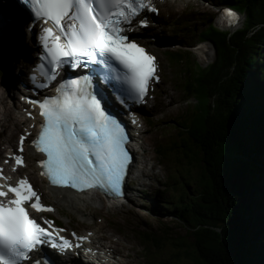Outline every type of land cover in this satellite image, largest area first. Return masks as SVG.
Returning <instances> with one entry per match:
<instances>
[{
  "label": "snow or ice",
  "instance_id": "obj_1",
  "mask_svg": "<svg viewBox=\"0 0 264 264\" xmlns=\"http://www.w3.org/2000/svg\"><path fill=\"white\" fill-rule=\"evenodd\" d=\"M12 2L31 21L46 25L36 34L42 54L41 63L33 72L44 78L43 83H37L36 76L31 77L37 88L48 87L56 79L57 70L64 66L73 70L91 68L92 73H100L101 83L110 87L116 101L128 106L144 103L150 82L159 81L156 58L128 35L134 21L140 28L148 27L144 13L158 14L153 0ZM222 16L232 26L240 19L227 8ZM14 23V18L0 9V32ZM33 26L28 25L26 30L31 31ZM55 93L42 100L27 101L38 107L42 117L39 134L31 142L45 157L39 161L40 174L53 186L77 191L96 188L111 197L121 196L130 159L125 147L128 137L120 122L102 106L109 102V93L100 87L94 91L91 75L65 79L56 86ZM23 142L21 137L20 151ZM13 159L22 166V157ZM0 180L6 182L0 184V264H24L32 260L31 253L45 246L59 252L73 247L59 235L63 229L54 228L52 221H43L46 228L30 217L29 209L37 213L52 209L41 205L27 179L12 185L0 170ZM32 264L52 262L41 255Z\"/></svg>",
  "mask_w": 264,
  "mask_h": 264
},
{
  "label": "trees",
  "instance_id": "obj_2",
  "mask_svg": "<svg viewBox=\"0 0 264 264\" xmlns=\"http://www.w3.org/2000/svg\"><path fill=\"white\" fill-rule=\"evenodd\" d=\"M235 8L245 16L242 28L208 26L203 33L215 49L211 64L192 65L188 52L170 53L182 75L179 90L199 104L176 122L175 140L161 150L188 175L171 183L180 195L165 210L185 234L144 231L154 254L171 252L172 260L161 264H264V0H237ZM184 61L194 72L181 68Z\"/></svg>",
  "mask_w": 264,
  "mask_h": 264
},
{
  "label": "rangeland",
  "instance_id": "obj_3",
  "mask_svg": "<svg viewBox=\"0 0 264 264\" xmlns=\"http://www.w3.org/2000/svg\"><path fill=\"white\" fill-rule=\"evenodd\" d=\"M176 4V2H175ZM176 6V5H175ZM201 13H204L205 11L198 10ZM163 16L161 17V23L162 25L156 28L159 29H154L152 30V34L148 36L149 38V44L146 46H149L154 50L155 53L157 54H162L164 55V50L168 49L170 51H173L177 48H185L187 49L189 44L193 43L197 39V33L200 32L205 27L204 22H201L199 20V15L194 14L193 10L191 12H186V11H179L172 13L169 15V13L166 14V10L162 8ZM243 18H241V23H242ZM242 25V24H240ZM239 25V27H240ZM191 29V32L189 35H187V28ZM178 31V32H177ZM20 36V34H19ZM147 37V36H146ZM190 38V41L186 42L185 40ZM16 42V41H15ZM20 43L19 40L16 44ZM188 43V44H187ZM21 46V43H20ZM207 52H211V57L208 59H203L199 60L197 56L195 58L189 54H187V57H191L192 60H190V64L193 65L194 61L199 62L201 65L206 66L208 63L212 62L214 59V51L212 47L209 46L206 47ZM184 49V50H185ZM260 53V52H259ZM32 54V53H31ZM261 55L264 56V49L261 50ZM14 60L13 62H15ZM193 61V62H192ZM163 63L165 67H168L166 73H165V84L163 85V88L161 89L162 91H165L164 94L161 95L160 98L157 99V103L155 104V109L150 111H145L144 117L145 121H153V125L150 126L148 125V128L150 131L152 130V133L150 135V138L152 137V142H150L151 146H148L147 148L151 152V155L154 156L153 150H150L151 148H155L158 145H165L166 143H169V141H174L176 138V122L180 121L183 114L186 113L187 111H191L193 104L195 103L193 98H189L188 100L186 99L185 96H183L180 92L174 91V81L178 78V73L176 71H171V67L167 66L168 61L167 59L163 60ZM196 63V62H195ZM14 64V63H13ZM192 65H187L186 61H184L181 65V68H187V66H190L191 71L194 72V66ZM189 68V67H188ZM15 69V67L13 68ZM6 70V69H5ZM7 71V70H6ZM180 80L182 79V75L179 76ZM180 82V81H179ZM178 83V82H177ZM5 81L4 79L0 78V95L3 97H6L3 94V89L7 88L4 87ZM176 89V87H175ZM10 94V93H9ZM0 96V97H1ZM7 100V98H6ZM11 100L15 103V99L11 98ZM11 100L8 99V103H11ZM188 101V102H186ZM187 103H190L188 106ZM9 108V114H3V118L7 119V116L10 115L11 108ZM189 113V112H188ZM6 126L8 127V123H6ZM5 125H2L0 123V150H3L7 148L8 146V138L6 135V127ZM9 129V128H8ZM16 134V133H15ZM16 135H14L15 139ZM150 140V139H149ZM16 141V140H15ZM15 143V142H14ZM143 152V151H142ZM142 152L140 153V157H137V166L142 167L141 164H139L142 161ZM227 160V162L231 161L232 162V153L228 151L224 155ZM168 159L167 160L168 164L167 165H161V163L158 166V159L156 156H154L155 161L147 162V165L145 167V176L142 179H140V184H135L134 188L137 190H143V191H150V193L155 194L157 190H161V184L159 181H163L164 179V174L168 173V169L170 168L172 170V173L177 175H180L182 172L185 177L186 172H184V167L176 164L174 162V157L175 155H172L171 153H168L167 155ZM153 165V167H152ZM33 169V168H32ZM28 174L27 170H24L22 173ZM135 171L131 174L132 178L134 177ZM139 173V172H138ZM135 173V174H138ZM197 172L195 170H192L190 173V181L193 182L195 179V174ZM258 174V173H257ZM29 176V175H28ZM143 177V176H142ZM132 181V179H129V182ZM35 182L43 188V191L45 192V189L43 185H41L37 180ZM188 182V183H189ZM37 184V185H38ZM188 190L190 189L187 188ZM148 196V195H147ZM142 196L137 195L133 197V200L127 199L126 202V208L131 209V212H127L125 208H119L117 210H108L107 208L100 209L102 210L103 214H98L96 213L94 217H91L92 220H89L88 222H96L100 223L103 222L102 216H105V219L108 221V229L110 231L115 230L117 231L115 234H113L112 238L111 235L109 236L112 241L119 242V246L112 245L118 252L117 256H114V258H110L108 263L109 264H146L147 260L144 257V252L141 250V246L139 245L136 236L134 233L138 232L139 229L141 230H147L148 233H157L161 234L162 233H172V234H179V235H184L185 230L182 229L176 222L174 221L173 218L170 216H167L168 213H166V208H164L162 205H159L157 207L158 210V215L153 214L150 210L147 209V203L143 204V200L141 198ZM44 198L47 203H51L54 205V207L58 210V212L54 213L58 219L61 220V223L64 225L69 224V218L68 216H71V221L73 224H70L72 228L74 226H79V222L83 221V217L70 209H68L65 205L61 204H54V201L52 199V194H45ZM98 200V199H97ZM92 203L93 205L97 202ZM92 207H89L91 209ZM94 209V208H93ZM169 210V209H168ZM88 214V213H86ZM84 214V215H86ZM89 216V214H88ZM230 223V222H229ZM232 223V222H231ZM228 225V229L232 228V224ZM74 225V226H73ZM101 226L102 229L105 231V234H107V230L105 225L103 224H95L94 226H88V228H97ZM112 233V232H109ZM121 233V235H119ZM109 238V239H110ZM110 239V240H111ZM149 240V239H148ZM112 241L110 244H112ZM151 242V240H149ZM103 243H108V241L105 240ZM163 250V249H162ZM170 251L166 252H161L159 251L157 253L158 260L159 259H164L165 261H171L172 259L170 258ZM157 260V261H158Z\"/></svg>",
  "mask_w": 264,
  "mask_h": 264
},
{
  "label": "bare ground",
  "instance_id": "obj_4",
  "mask_svg": "<svg viewBox=\"0 0 264 264\" xmlns=\"http://www.w3.org/2000/svg\"><path fill=\"white\" fill-rule=\"evenodd\" d=\"M158 4H160L159 2H157ZM162 3V2H161ZM165 3V2H164ZM161 5V4H160ZM165 5L167 6V7H175V2L173 3V2H170V3H167V1H166V3H165ZM165 6V7H166ZM172 12H173V9H172ZM174 12H176L175 10H174ZM9 14V13H8ZM16 25V24H15ZM35 33V31H31V35L32 34H34ZM23 34L25 35V38L26 39H30L28 36H27V34L25 33V31L23 32ZM36 34V33H35ZM36 36V35H35ZM140 39H142L141 41H142V43H144L145 44V47H148V46H146L147 44V42H148V40H146L145 39V37L144 36H142ZM34 44H35V42L33 41L32 42V45H33V47H34ZM8 49H11V48H8ZM6 53V52H5ZM164 55H166L165 53H164ZM203 56H205V59H209L210 57H211V52H207V50L206 51H203ZM14 57H16L15 55H14ZM16 69H19L20 70V72H22L25 68H26V64H24L23 62L22 63H17L16 64ZM14 81H12V83H13ZM14 87H15V84H14ZM17 89V88H16ZM7 97V96H6ZM6 97H3V96H1L0 97V121L2 122V124L3 125H5V122H6V119H4L2 116H3V114L5 115V114H9V108H8V104H7V101H6ZM12 98L13 99H15V97L14 96H12ZM10 115H12V113L10 112ZM9 115V116H10ZM25 123H28V124H30V122H28L27 120L25 121ZM28 124L26 125V124H24L23 126L22 125H19V122H16V123H13V127H12V129H6V131H7V137H8V140H9V142L10 143H12L13 142V139H14V135H15V133H16V131H20V130H22V129H27V127H28ZM145 132H140V131H137V133H139V134H141L142 133V135H141V137L140 136H138V137H140L141 138V140L147 145V146H151L150 145V142H152V137L150 138V135H151V133H152V130L151 131H149L148 129H145L144 130ZM146 134H148V135H146ZM134 134H133V132H132V130H130L129 129V136L130 137H132ZM150 139V140H149ZM134 142V145H138V142L136 141V139H134V140H132V143ZM141 147V149H142V146H140ZM12 148L14 149V146H12ZM151 150V149H150ZM0 156H1V152H0ZM149 157V153L148 152H145L144 153V158H145V160H147V158ZM27 159H29V158H27ZM2 167H4L5 169H6V166L5 165H2ZM22 171V169H19V172H21ZM28 174H30V175H33V173H31V172H28ZM142 176H145V172L144 171H142ZM33 178V177H32ZM34 179V178H33ZM50 191L51 192H53V194H52V199H53V201H54V203H58V204H62V205H65V206H67V207H69V208H71V209H73V210H75L76 212H78V213H81V214H86V213H89V216H91V215H95L96 213H100V210H95V209H93V207H92V203L93 202H95L96 200H97V198H90V199H87V200H85L84 198L82 199H80V198H76V199H73L69 194H68V191L67 190H64V189H50ZM81 207V208H80ZM89 207H92L91 209H89ZM87 215V214H86ZM94 233H92V234H96V233H101V232H104V234L103 235H101L99 238H98V240H97V242H95V240L93 239V237H91L90 239H91V241H92V243L94 244V245H98V246H102V243H100L99 242V240H101V238H103V239H109L110 237V235H108V234H105V231L102 229V227L101 226H99V227H97V228H95L94 229ZM110 243V242H109ZM107 247H109V246H104V249L105 250H107L106 248ZM103 248V247H102ZM66 257V256H65ZM65 263V261H63L62 262V264H64ZM72 264H75V263H72Z\"/></svg>",
  "mask_w": 264,
  "mask_h": 264
}]
</instances>
